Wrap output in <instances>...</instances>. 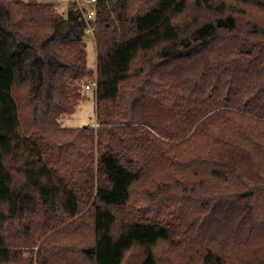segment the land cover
<instances>
[{"label": "trees", "instance_id": "trees-1", "mask_svg": "<svg viewBox=\"0 0 264 264\" xmlns=\"http://www.w3.org/2000/svg\"><path fill=\"white\" fill-rule=\"evenodd\" d=\"M55 8L0 0V264H264V0Z\"/></svg>", "mask_w": 264, "mask_h": 264}, {"label": "rangeland", "instance_id": "rangeland-1", "mask_svg": "<svg viewBox=\"0 0 264 264\" xmlns=\"http://www.w3.org/2000/svg\"><path fill=\"white\" fill-rule=\"evenodd\" d=\"M38 3H54L57 12L62 13L66 10L68 2H84V0H33ZM93 37L88 35L85 39V48L87 52V66L91 69H95V48L92 40ZM91 81L86 82V84ZM84 98L78 104L75 112L69 116H65L59 120L61 127L75 128L84 126H97L95 124V93L94 90L83 91Z\"/></svg>", "mask_w": 264, "mask_h": 264}, {"label": "built area", "instance_id": "built-area-1", "mask_svg": "<svg viewBox=\"0 0 264 264\" xmlns=\"http://www.w3.org/2000/svg\"><path fill=\"white\" fill-rule=\"evenodd\" d=\"M87 4H91V5H93L95 2H96V0H84ZM82 15H83V17H84V19L86 20V21H89V20H91L93 17H94V10L93 9H90V10H88V11H86V12H82ZM87 32L89 33V34H92V32H93V27L92 26H90V25H88V27H87ZM85 90H94V88H95V83H94V81H91V83H89V84H86L85 85Z\"/></svg>", "mask_w": 264, "mask_h": 264}]
</instances>
